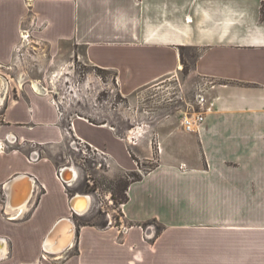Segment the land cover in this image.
Returning <instances> with one entry per match:
<instances>
[{
	"label": "crops",
	"instance_id": "obj_1",
	"mask_svg": "<svg viewBox=\"0 0 264 264\" xmlns=\"http://www.w3.org/2000/svg\"><path fill=\"white\" fill-rule=\"evenodd\" d=\"M263 5L0 0V74L10 82L26 43L55 55L83 49L90 64L117 75L126 96L176 77L185 53L196 51L189 73L206 85L204 122L189 132L182 116L161 121L155 165L144 174L141 153L135 160L113 127L78 116L65 130L52 95L35 91L33 80L26 85L24 75L15 80L0 110V139L11 143L0 153V264H264ZM5 86L2 79L0 90ZM68 135L104 157L111 171L142 173L126 189L121 222L73 214L74 193L59 178L69 166ZM19 175L33 177L41 193L33 207L7 216L2 188ZM29 181L18 185L13 202ZM73 217V245L47 254L53 227Z\"/></svg>",
	"mask_w": 264,
	"mask_h": 264
},
{
	"label": "rangeland",
	"instance_id": "obj_2",
	"mask_svg": "<svg viewBox=\"0 0 264 264\" xmlns=\"http://www.w3.org/2000/svg\"><path fill=\"white\" fill-rule=\"evenodd\" d=\"M25 44L18 54L17 75L11 74L13 80L10 82V78L1 73L9 79L10 90L11 85L17 84L15 80L23 81L21 75L25 76L26 85L31 80L41 82L55 101V111L62 113L65 130L70 129L78 116L96 125L113 127L127 140L135 160H138L135 152L141 153L138 161L144 174L155 165L153 162L160 149L156 133L158 124L171 116L181 117L186 112L203 110L198 99L206 88L205 82L189 73L198 56L196 51L185 53L183 68L176 77L165 78L126 96L120 92L117 75L90 64L83 49L64 50L55 55L53 50ZM3 83L6 85L4 80ZM147 151L153 155L152 160L146 158ZM65 154V164L74 163L83 172L80 190L99 195L102 209L96 214L98 219L104 218L103 211L118 218L115 210L119 211L120 204L125 202L127 187L140 179L142 173L111 171L92 147L70 135L65 143Z\"/></svg>",
	"mask_w": 264,
	"mask_h": 264
},
{
	"label": "water",
	"instance_id": "obj_3",
	"mask_svg": "<svg viewBox=\"0 0 264 264\" xmlns=\"http://www.w3.org/2000/svg\"><path fill=\"white\" fill-rule=\"evenodd\" d=\"M3 80L6 83V87H4L2 90H0V110L4 106V102L6 99V96L8 95L10 84L9 79H7L5 76L1 75ZM72 172V178L67 177V173ZM59 178L62 180V182L66 185L67 189L74 193V195L70 199V207L73 211V214L76 218L82 219L84 221L89 220L92 216L96 215L100 212L102 209V202L95 192L90 193H80V187L83 184L84 181V175L82 170L75 166V164H71V166H64L59 170ZM25 179H29L32 183V190L29 195L25 196L23 199V202L20 203L18 206H16L13 203V198H15L18 194V185H22L23 181ZM40 186L36 185V181L33 177L28 175H19L12 179L10 182H8L6 185L2 188V193L6 198V214L7 216H11L12 214H16L17 212L25 209L29 206L30 203H32V207L35 205V200L32 199L34 196L38 198L39 194L41 193ZM33 201V202H32ZM86 201V204H85ZM31 210V209H30ZM10 214V215H8ZM64 222L69 223V230L66 233V238L63 240V246L58 248L60 246L61 240H58V245L56 244V249L53 250L52 243L54 241L56 232L58 229H61V224ZM77 237V224L75 222L74 217L73 218H64L61 219L52 229L50 232L45 245H44V251L47 254H62L65 251H67L74 243L75 239ZM55 244V243H54ZM1 248V246H0Z\"/></svg>",
	"mask_w": 264,
	"mask_h": 264
},
{
	"label": "built area",
	"instance_id": "obj_4",
	"mask_svg": "<svg viewBox=\"0 0 264 264\" xmlns=\"http://www.w3.org/2000/svg\"><path fill=\"white\" fill-rule=\"evenodd\" d=\"M26 37L29 38V35H27ZM198 100H199L200 106L203 109V107H205V104H206L204 95H199ZM204 120H205V115H204L203 110H201V111H194V113H191V112L184 113L182 116L181 123L187 131L191 132L195 129V127H199V125L201 123H203ZM10 144L11 143H8L7 141L0 139V153L8 152L10 150ZM102 158L105 161L104 157H102ZM115 212L118 215V218L116 215L112 216L113 213L110 214L107 211H103V213L108 214L109 218H110V216L112 217V218H110V219H112L111 223H114V224H116L117 222H121V220H122L123 205H121V207L119 208V211L117 209V210H115ZM119 212H120V214H119ZM122 229H123V226H122Z\"/></svg>",
	"mask_w": 264,
	"mask_h": 264
},
{
	"label": "bare ground",
	"instance_id": "obj_5",
	"mask_svg": "<svg viewBox=\"0 0 264 264\" xmlns=\"http://www.w3.org/2000/svg\"><path fill=\"white\" fill-rule=\"evenodd\" d=\"M24 38V40H26V39H28L27 37H23ZM182 67V66H181ZM183 68V67H182ZM1 78H0V82H1ZM33 88L35 89V91H37L38 93H44V92H48V93H50L48 90H46V89H44L41 85H40V83L39 82H37V81H33ZM73 175H72V172H68V177H72ZM31 190H32V183H31V181H29V186L27 187V189H26V191H25V194L23 195V197L20 199V200H18V201H15V202H13L16 206H18L20 203H22L23 202V199L25 198V196H27V195H29L30 194V192H31ZM85 204H86V201H85ZM61 229H58V231L56 232V235H55V238H54V241H53V243H52V248L51 249H53V250H57L58 248L60 249V247H62L63 246V240H65V238H66V233H67V231L69 230V223L68 222H64V223H62L61 225ZM68 229V230H67ZM61 240V243H60V246L56 249V244L58 245V240ZM55 243V244H54ZM58 249V250H59ZM2 251H3V248L1 247L0 248V257H1V255L3 254L2 253Z\"/></svg>",
	"mask_w": 264,
	"mask_h": 264
},
{
	"label": "flooded vegetation",
	"instance_id": "obj_6",
	"mask_svg": "<svg viewBox=\"0 0 264 264\" xmlns=\"http://www.w3.org/2000/svg\"><path fill=\"white\" fill-rule=\"evenodd\" d=\"M8 142V141H7ZM10 143V142H8ZM85 193H90V192H85ZM103 216H104V219L107 221V222H111V219L109 218L108 214L107 213H103Z\"/></svg>",
	"mask_w": 264,
	"mask_h": 264
},
{
	"label": "trees",
	"instance_id": "obj_7",
	"mask_svg": "<svg viewBox=\"0 0 264 264\" xmlns=\"http://www.w3.org/2000/svg\"><path fill=\"white\" fill-rule=\"evenodd\" d=\"M262 13H263V15H264V5H263V8H262ZM100 70H102V69H100Z\"/></svg>",
	"mask_w": 264,
	"mask_h": 264
}]
</instances>
